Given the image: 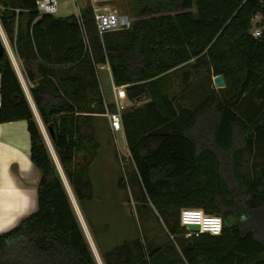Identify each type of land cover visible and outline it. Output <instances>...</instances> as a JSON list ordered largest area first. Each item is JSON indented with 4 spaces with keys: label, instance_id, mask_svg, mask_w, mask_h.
Masks as SVG:
<instances>
[{
    "label": "trees",
    "instance_id": "obj_1",
    "mask_svg": "<svg viewBox=\"0 0 264 264\" xmlns=\"http://www.w3.org/2000/svg\"><path fill=\"white\" fill-rule=\"evenodd\" d=\"M36 3L0 0V23L84 216L95 200L97 115L106 112L99 66L110 65L130 100H150L125 111L122 122L135 202L158 213L169 240L155 246L153 233L140 230L100 248L103 264H264V31L252 34L254 18L264 15L262 0H155L138 9L132 3V28L103 38L90 8L82 25L74 16L42 15ZM180 68L187 81L200 72L210 80L223 75L226 87L206 90L196 82L202 95L186 104L171 93ZM0 76V125L27 121L41 173L37 210L0 234V264H98L6 50ZM198 138L212 141L214 151L199 153ZM118 186L128 193L124 177ZM184 208L221 216L222 234L182 239L189 233Z\"/></svg>",
    "mask_w": 264,
    "mask_h": 264
},
{
    "label": "crops",
    "instance_id": "obj_2",
    "mask_svg": "<svg viewBox=\"0 0 264 264\" xmlns=\"http://www.w3.org/2000/svg\"><path fill=\"white\" fill-rule=\"evenodd\" d=\"M185 68H180L177 71V75H175L179 79V84L181 85V90L179 92H171L173 96H184L186 98V104H195V101L199 99L198 96L202 95L199 91L200 89L197 87V92H194V85H190L186 87L185 80L187 81V77L183 75V71ZM188 71V70H187ZM110 77L111 90H112V100H114L115 104H118L116 107L122 109L123 113L127 110L137 109L145 104L149 103V99H143L141 101H132L129 97L125 99H116V94L112 89V78ZM193 75H190V79L187 82H191L193 80ZM175 78V77H174ZM174 78L172 79L174 81ZM197 78V77H196ZM212 77V83L210 88H213L215 85ZM101 90L103 91L101 75L99 77ZM114 81V80H113ZM207 88L206 82L202 81ZM173 83V82H172ZM198 83V82H197ZM185 91V92H184ZM105 93L104 91L102 92ZM106 98V93L104 94ZM192 105V106H193ZM0 107H1V76H0ZM99 126L97 131V139L101 144V149L99 154L92 165L91 168V176L94 165H96L100 160L104 159L101 157L104 150H108V156L112 157L114 155V148L110 144V140L112 139V131L110 129L109 121L104 116V114L97 115ZM124 135V139L126 142V148L124 154L127 158L132 160L130 148L126 139L125 131L122 132ZM118 134V133H117ZM115 134V136L117 135ZM197 148L199 153H211L214 151L213 142H209V139L198 138L197 140ZM211 145V146H210ZM117 160V159H116ZM105 162V161H104ZM115 160H112V163H115ZM135 166V165H134ZM133 166V167H134ZM116 171L118 172V166L116 162ZM109 170L105 171V178L107 181L114 187L113 190H110L112 196H107V194H99L97 191L96 183L93 179L95 185V200L99 203H106L104 206H112L118 207L120 203L126 205H132L130 198H128V193L123 191L118 186V181L122 177L117 172H115L114 177H110L107 174ZM41 173L39 169L34 165L31 159V138L28 129V123L25 120L14 121L9 123H4L0 125V234L6 231L13 229L17 226L24 218L28 217L32 213L37 210L38 206V194L37 189L40 182ZM126 195L123 198L122 195ZM122 198L121 202L118 200ZM94 200V201H95ZM93 202V201H92ZM90 202V203H92ZM185 209V208H184ZM136 235H132L129 237H134ZM262 236V233L260 234ZM181 238L185 239H194L193 236L189 234L181 235ZM203 239L210 241L211 239L205 236Z\"/></svg>",
    "mask_w": 264,
    "mask_h": 264
},
{
    "label": "rangeland",
    "instance_id": "obj_3",
    "mask_svg": "<svg viewBox=\"0 0 264 264\" xmlns=\"http://www.w3.org/2000/svg\"><path fill=\"white\" fill-rule=\"evenodd\" d=\"M58 1L60 2V4L64 5L68 0ZM154 1L142 0L141 3H138V5H136V0H129L125 3L118 4V7L124 13L129 14L131 17H133V11L131 10L132 3L135 4L138 9L142 7L145 8L146 5H151ZM79 5L82 8L87 9L90 6V0H79ZM73 7L74 6L71 5L69 9L72 10ZM67 15H69L68 12L66 10H63L57 16L65 17ZM205 73L208 76H206V79L202 81H205L207 87L209 86L210 88L212 79L210 80L209 74L207 72H200V77H193L192 81L202 82L201 78L203 79ZM100 75L103 91L106 93V98L105 96L104 98L107 101L109 109L113 110L115 108V112L119 111L120 108L116 107L118 104H115L114 100H112V90L109 73L107 71H100L99 77ZM175 75L177 74L173 75V78H175L174 81L172 80V91L179 92L181 90V85L179 84V79ZM120 112L121 114H123L122 109L120 110ZM109 145L113 146L115 150L114 155L116 156L117 160L113 155L112 157L108 156L109 154H111L108 150H104L101 157L105 162L103 160H100L101 163L98 162L96 165H94L92 176L97 186L98 195H102L103 193L107 194V196H112L110 190H113L116 187L112 186L107 181V178H105V171L109 170L107 174L110 175V177H114L115 172H117V162V173L124 177L127 181V184L129 185L128 198H130L132 205L125 206L124 203H120V206L118 207L104 206L106 205V203L102 204L96 200L92 203H89L86 208L87 210L85 209V216L84 214L83 216L87 223V226L89 222L91 230H93L92 232L94 236L92 235L90 227L88 226L99 253L100 248L108 249L109 247H113L116 243L121 242L125 237L137 234L139 235L141 233L140 230L153 233L155 246L163 244L165 245L169 240V233L165 225L161 221H159L158 213L147 203L144 205L141 202H135L138 201L139 190L134 181L131 180L134 165L132 161H130V158H127V156L124 154L126 142L123 133H118L116 136L112 135V139L110 140ZM112 160H115L116 162L112 163ZM122 196L123 198L126 197V195L124 194ZM118 200L121 202L122 198H119ZM96 242L100 244V247H98L99 244L97 245Z\"/></svg>",
    "mask_w": 264,
    "mask_h": 264
},
{
    "label": "built area",
    "instance_id": "obj_4",
    "mask_svg": "<svg viewBox=\"0 0 264 264\" xmlns=\"http://www.w3.org/2000/svg\"><path fill=\"white\" fill-rule=\"evenodd\" d=\"M129 0H90L89 8L93 12L94 20L96 23L97 31L101 38L106 34L111 32H117L121 30H128L132 28L134 23V18L129 14L124 13L118 4L125 3ZM264 4V0H262ZM37 11L42 15H54L57 16L61 11L66 10L69 15L74 16L84 25L83 11L86 8H82L79 5V0H68L64 5L60 4L58 0H37ZM73 5V9L70 10L69 7ZM264 21L263 14H257L253 20V30L252 34L254 37L259 38L262 36L264 31V26L262 22ZM87 39V38H86ZM107 71L111 77V67L107 64H102L98 68V72ZM112 89L116 94V99H125L128 97L127 90L125 86H117L112 78ZM104 104L106 106V112L104 116L108 119L110 129L115 136V134L122 132L124 130L122 122V114L119 111L112 112L107 101L104 99ZM181 223L188 230L189 225H199L200 230L198 232L189 230V235L199 236L201 233H209L213 236H220L224 229V221L221 216L206 214L201 209L186 208L181 212Z\"/></svg>",
    "mask_w": 264,
    "mask_h": 264
},
{
    "label": "water",
    "instance_id": "obj_5",
    "mask_svg": "<svg viewBox=\"0 0 264 264\" xmlns=\"http://www.w3.org/2000/svg\"><path fill=\"white\" fill-rule=\"evenodd\" d=\"M4 50H6L8 52V54H9V56L11 57V59L13 61V64H14V66H15V68H16V70H17V72H18V74H19V76H20V78H21V80L23 82V85H24V88H25L27 97L29 99V102L32 105V108H33V110L35 112V115H36V117H37V119L39 121V124H40V126H41V128L43 130V133H44V135L46 137V140L48 142V145H49V147L51 149V152L53 154V157L55 159V162H56V164L58 166V169H59V171H60V173H61V175H62V177L64 179V182L66 184V187H67V189L69 191V194H70V197L72 199L74 208H75V210H76V212L78 214V217H79L80 222L82 224V227H83V229L85 231V234L87 236V239H88V241L90 243V246H91V248L93 250V253H94V255H95V257H96V259L98 261V264H103L102 259H101L100 255H99L98 251L96 250V248L94 246V243L92 242L91 235H90V232L88 230V227L86 226L84 216H83V214H82V212L80 210V207H79V205H78V203L76 201V198H75V196H74V194H73V192L71 190V187H70V185H69V183H68V181L66 179V176H65V174L63 172V169H62V167L60 165V162L58 160V157H57V155H56V153L54 151V148H53V146L51 144V141H50V138L48 136V133H47V131H46V129H45L43 123H42V120L40 118V115L38 113V110L36 109V106L34 104V101H33L32 97H31V94H30V92H29V90H28V88H27V86L25 84V81L23 79V76H22V74L20 72V69L18 67V64H17L16 58H15V55H14L12 49H11V46H10V44L8 42V39H7V37L5 35V32H4V30H3L2 26H1V23H0V56L3 55ZM214 83H215V86H216L217 89H222V88H225L226 87V82H225V79H224V76L223 75L216 76L214 78ZM97 105L98 104H95V106H97ZM188 228H189V230L195 231V232H198L200 230V226L199 225H189Z\"/></svg>",
    "mask_w": 264,
    "mask_h": 264
},
{
    "label": "bare ground",
    "instance_id": "obj_6",
    "mask_svg": "<svg viewBox=\"0 0 264 264\" xmlns=\"http://www.w3.org/2000/svg\"><path fill=\"white\" fill-rule=\"evenodd\" d=\"M85 223H86V221H85ZM86 226H87V223H86ZM87 227H88V226H87ZM88 230H89V228H88ZM89 232H90V230H89ZM90 235H91V232H90ZM91 239H92V242L94 243V246H95L96 250L98 251V249H97V247H96V245H95V242H94V240H93L92 235H91ZM98 253H99V251H98ZM99 255H100V254H99Z\"/></svg>",
    "mask_w": 264,
    "mask_h": 264
}]
</instances>
